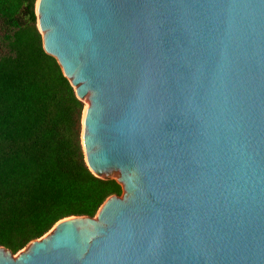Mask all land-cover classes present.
<instances>
[{
	"label": "water",
	"instance_id": "obj_1",
	"mask_svg": "<svg viewBox=\"0 0 264 264\" xmlns=\"http://www.w3.org/2000/svg\"><path fill=\"white\" fill-rule=\"evenodd\" d=\"M35 13L84 102L85 162L124 192L16 253L0 245V264H264V0H35Z\"/></svg>",
	"mask_w": 264,
	"mask_h": 264
},
{
	"label": "trees",
	"instance_id": "obj_2",
	"mask_svg": "<svg viewBox=\"0 0 264 264\" xmlns=\"http://www.w3.org/2000/svg\"><path fill=\"white\" fill-rule=\"evenodd\" d=\"M83 107L43 49L35 0H0V245L12 253L122 193L85 162Z\"/></svg>",
	"mask_w": 264,
	"mask_h": 264
},
{
	"label": "rangeland",
	"instance_id": "obj_3",
	"mask_svg": "<svg viewBox=\"0 0 264 264\" xmlns=\"http://www.w3.org/2000/svg\"><path fill=\"white\" fill-rule=\"evenodd\" d=\"M104 175H108V176H111V177H116V176H113V175H110V174H107V173L104 174ZM123 192H124V190H122V193L120 194V196L123 195Z\"/></svg>",
	"mask_w": 264,
	"mask_h": 264
},
{
	"label": "bare ground",
	"instance_id": "obj_4",
	"mask_svg": "<svg viewBox=\"0 0 264 264\" xmlns=\"http://www.w3.org/2000/svg\"><path fill=\"white\" fill-rule=\"evenodd\" d=\"M37 2H38V0H37ZM87 104V103H86Z\"/></svg>",
	"mask_w": 264,
	"mask_h": 264
}]
</instances>
